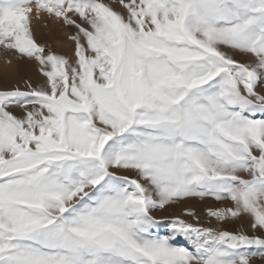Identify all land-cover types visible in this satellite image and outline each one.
I'll return each mask as SVG.
<instances>
[{
	"label": "snow or ice",
	"instance_id": "snow-or-ice-1",
	"mask_svg": "<svg viewBox=\"0 0 264 264\" xmlns=\"http://www.w3.org/2000/svg\"><path fill=\"white\" fill-rule=\"evenodd\" d=\"M0 49L44 77L0 90V264H264V0H0Z\"/></svg>",
	"mask_w": 264,
	"mask_h": 264
},
{
	"label": "rangeland",
	"instance_id": "rangeland-1",
	"mask_svg": "<svg viewBox=\"0 0 264 264\" xmlns=\"http://www.w3.org/2000/svg\"><path fill=\"white\" fill-rule=\"evenodd\" d=\"M117 10L120 11L121 9L118 8ZM42 16L44 18L43 20H40L42 23L41 28L38 31L34 27V22H32L31 25L36 41L43 45L46 50H50L55 54L65 56L70 61H74V45L68 39V37L73 34L72 30L63 26L54 18L48 17L46 15ZM45 17H47V19ZM236 58L239 60L245 59L239 56ZM7 61L11 62L8 63ZM26 81L31 83L34 87L44 83V77L39 72V66L34 61H29L22 58L18 59L15 55L9 54L6 57L3 49H0V90H4L6 88L11 89L15 87L25 90ZM15 111L16 114H19L18 109ZM218 206L219 205L217 202L210 199H206L204 201H200L198 199H189L177 205L166 207V210L156 211L153 213V215L158 220L164 221L179 216L181 219H185L188 222L193 223L195 226H209V218L207 217L206 210L208 208H215ZM186 210L193 211L196 216L199 217V225H196L195 219L183 215ZM211 223L215 224V221H212ZM249 225L250 221L247 218H244L230 221L221 225L220 227L221 230H227L233 233L244 231L251 235ZM158 231L160 234H164L166 230L161 228L158 229ZM252 264H260V262L253 260Z\"/></svg>",
	"mask_w": 264,
	"mask_h": 264
},
{
	"label": "bare ground",
	"instance_id": "bare-ground-1",
	"mask_svg": "<svg viewBox=\"0 0 264 264\" xmlns=\"http://www.w3.org/2000/svg\"><path fill=\"white\" fill-rule=\"evenodd\" d=\"M33 17L35 18V15H34ZM34 18L32 19V22H34V23H33V24H34V27H35V28L37 29V31H38V30L41 28V23H42V21L40 22V20H43L44 17L41 16V17H39V19H36V18H35L36 20H35ZM45 18L47 19V17H45ZM46 19H45V20H46ZM33 20H34V21H33Z\"/></svg>",
	"mask_w": 264,
	"mask_h": 264
}]
</instances>
